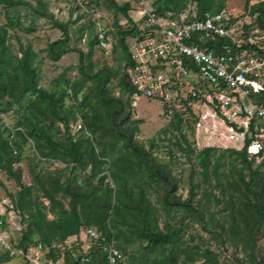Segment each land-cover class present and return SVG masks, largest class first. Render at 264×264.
Masks as SVG:
<instances>
[{
    "label": "rangeland",
    "instance_id": "374dc122",
    "mask_svg": "<svg viewBox=\"0 0 264 264\" xmlns=\"http://www.w3.org/2000/svg\"><path fill=\"white\" fill-rule=\"evenodd\" d=\"M18 1H21V4L15 7L0 5V27L6 26L9 21L17 23L14 28L8 30L6 43L18 58L21 57L20 45L30 47L35 54L33 67L38 74L40 88L50 93L59 92L63 83L79 80L81 78L79 73L81 55L83 68L87 74L110 72V80L106 84L107 90L112 96L128 102L130 105L126 107V111L130 112L129 121L139 122L137 125L139 131L133 134L127 151L130 153L136 151L134 161L143 162L148 167L146 176L140 174L143 177L141 185L148 202L154 208L157 228L161 232L166 230V226L182 231L176 238V243L167 245L163 250L156 249L144 253L143 248L147 246V242L135 240L127 250L126 264L130 262L155 264L173 252L178 256L177 264H205L203 255L207 250L212 254L213 260L219 264H264V229L260 221L252 227L249 238H246L243 230L244 219L240 218L236 210L230 206L231 200L236 205L243 200L244 193L240 177L243 176L246 181L249 180L248 171L239 159L228 152L215 151L210 157L209 170L204 173L199 164L195 162L193 154L186 153L179 148L178 144H182L180 131L168 128V123L172 118L165 116L162 104L159 101L145 99L141 95L132 94L129 97L124 92L122 81H126H124L123 73L127 75L130 84V80L132 82L136 80L132 65L124 67L125 55L118 42L119 29L130 30V25L120 12L110 7L108 0H92L93 12L81 0ZM114 1L119 6L128 3L130 6L128 14L132 15L133 19L141 13L136 10L137 0ZM261 1L264 0H250L247 4L245 0L225 1L223 10L236 21L231 28L236 44H241L243 36L248 34L251 41L260 42L264 46V30L256 20L257 15H251L249 11L252 6ZM151 2V0L146 2L149 10L152 9ZM190 8L191 6L187 10ZM60 25L66 27V40L62 35ZM101 30L108 32L104 48H98L96 43L91 44ZM137 37L126 38L125 44H127L128 52L129 47L130 51H133L132 43ZM57 41H61V44L55 48V51L65 49L67 53L57 60H52L50 47ZM90 84V82L85 83L86 86ZM84 92L85 90L79 93V101ZM67 93L63 105L69 112L73 109V100L69 95V90ZM16 107L14 105L12 109L0 114L2 138L19 146L17 154L12 153L18 160L12 165L13 171L21 172V179L18 182L0 171V215L3 216L4 222V226L0 228V238L4 244L0 243V257L4 256L3 254L7 251L10 253L0 264H73L89 250V230L95 232L94 229L89 227L81 234L77 231L76 235L69 236L64 242L53 244L52 248L56 250L57 257V260L53 261L47 255L45 258V253L37 252L38 237L36 235L31 236V244L19 247L30 219L25 211L24 216L15 209L20 203L19 198H24V201L30 198L32 203L42 204L47 220H52L60 215V211L57 204L54 205L53 214L48 211L49 202L42 194L37 180L45 184L47 179L52 177L62 186H69L72 189L89 188L90 184L98 186L99 182L91 177L90 168L85 172L79 170L72 172L70 167L67 168L56 160L40 158L31 140L21 143L16 133L22 132L24 128L19 114L14 112ZM179 112H182L180 116L183 120L180 123L182 133L185 134L191 148H195L196 151L201 150V147L210 141L206 138L202 141L201 137L197 140L192 115L188 112ZM78 118L75 121L72 120L74 118L70 119L67 132L61 123L52 119L42 121L40 127H43L53 140H64L68 133L75 140H82L87 144L92 136L85 133L82 128L79 129L81 123ZM120 123L119 129L123 131L129 124L122 123L121 119ZM185 123H188V126ZM97 137L99 138L100 134ZM110 140L108 136L102 139V144L106 143V149H104L108 160L109 156L113 158L117 156L116 150L124 143L123 140H119L116 144L117 149L111 151V147L108 146ZM95 147L96 150L100 149L97 145ZM229 150L237 151L233 148ZM257 164V162L253 163V165ZM154 168L162 172V177L156 174ZM103 174L106 176L105 182L114 188L113 182L116 175L110 165L104 167ZM235 182L240 191L235 190L236 187L233 185ZM25 188L30 189L29 195L25 193ZM167 191L170 192L167 198L169 203L189 202L194 210L166 205L164 195ZM57 199L64 209H69V196L58 193ZM195 209L202 214L201 219ZM245 218L249 224L251 219ZM254 228L259 229L255 232ZM2 246H9V248L3 250ZM68 255L72 257V261L67 260ZM187 256L194 260H189Z\"/></svg>",
    "mask_w": 264,
    "mask_h": 264
},
{
    "label": "trees",
    "instance_id": "16d2710c",
    "mask_svg": "<svg viewBox=\"0 0 264 264\" xmlns=\"http://www.w3.org/2000/svg\"><path fill=\"white\" fill-rule=\"evenodd\" d=\"M108 1L110 7L119 11L130 25V30L123 31L119 29L118 31V42L125 55L124 67H128L132 65V60L125 41L127 37L138 36L140 30L138 24L128 14L130 10L128 3L119 6L114 0ZM225 1L152 0L151 7L158 16H169L179 21L178 18L184 13L183 19L189 21L195 18L201 19L206 13H219L223 10ZM245 1L247 4L250 0ZM18 4H21V1L0 0V5L5 7H15ZM190 6L191 8L187 10ZM249 11L251 15H257L256 20L261 29L264 30V1L252 6ZM235 22L231 16H228L227 28H232ZM16 24V22L9 21L6 26L0 27V114L16 105L17 109L14 112L19 114L24 128L22 132L16 133L21 143H27L28 140H31L40 158L56 160L67 168L70 167L72 172L77 170L85 172L90 168L91 177L99 182L98 186L90 184L89 188L72 189L69 186H62L52 177H49L45 184L37 180L42 194L49 202L50 208L48 211L53 214L54 205L57 204L60 215L55 219L47 220L43 211L45 208L42 204L32 203L30 198H27V201H24V198H19L20 203H18L15 210L20 214L25 211L30 219L19 247L31 244V236L36 235L38 237L36 244L42 246L41 252L45 253L44 257L48 256L49 259L56 261V250L52 248V245L61 243L67 237L76 234L80 226L81 228L86 226L94 229L99 238H89V250L73 264H107L105 249L111 241L115 242L124 255L122 264H126L127 250L135 240H145L147 242V246L143 248L144 253L156 249L163 250L167 245H174L182 230H174L166 226V230L161 232L157 228L158 223L154 208L148 202L144 188L141 185L142 176H146L148 167L143 162L136 163L134 161L136 151L132 153L127 151L133 134L139 131L137 126L139 122H130V112L126 111V107H129L130 104L112 96L107 90L106 84L110 80V72L87 74L84 71L83 58L80 55L79 73L81 78L79 80L63 83L59 92L50 93L40 88L38 74L35 67H33L35 54L30 47L20 45L21 57L18 58L11 52L6 43L8 30L14 28ZM60 28L66 40V27L60 25ZM205 42L206 46L220 52L226 46L230 47L232 51L240 52L245 49L249 52H261L256 44L249 43L248 34L243 36V44L240 47L232 44L231 39L224 40L210 37ZM95 43L96 40L91 42L92 45ZM256 43L262 46L260 42ZM59 44H61V41L51 44L50 55L52 60H57L67 53L65 49L55 51ZM123 74L126 82L122 81V87L130 97L135 93V88L129 83L125 72ZM86 82H90V86H86ZM66 86L67 88H64ZM68 90L73 100V109L69 112L65 110L63 105ZM84 90L85 92L79 101L78 95ZM255 100L259 102L264 100V91ZM77 118L83 131L92 136L87 144L83 143L82 140H75L68 133H66L67 136L64 140H53L47 135L46 130L40 127L42 121L52 119L61 123L65 132H67L70 119L75 121ZM120 119L122 123H129L124 131L119 129ZM182 121L180 114L174 113L173 118L168 123V128L180 131L182 144H178L179 148L186 153L191 152L195 162L199 164L204 173L209 170L210 157L215 151H225L239 159L242 166L248 171L249 180L246 181L245 177H240V184L244 193L243 200L239 201L238 205L231 200L230 206L233 210H236L240 218L244 219L245 227L243 230L246 238H249L250 231L257 222L260 221L264 229V163L253 165V160L248 159L246 148L240 151L214 148H204L196 151L195 148H191V144L188 143L185 134L182 133L180 124ZM1 122L2 119L0 118V124ZM185 125L188 126V123H185ZM9 134L11 133L9 132ZM98 134H100L99 138L97 137ZM107 136L111 139L108 141L111 151L117 149L116 144L119 140L124 141L123 145L116 150L117 156L115 158L109 156V160L105 153L106 143L102 144V139ZM96 145L99 146V150H96ZM17 151H19V146L3 139L0 134V171L5 172L8 178H14L19 182L21 172L19 170L13 171L12 168V165L18 161L12 153L17 154ZM107 165L111 166L116 175L113 182L114 188H111L105 182L106 176L102 175L103 169ZM108 168L110 169V167ZM154 171L162 177V172L158 169L155 170V168ZM233 185L236 187V191H240L237 182ZM24 191L27 195L30 194L29 188H25ZM58 193L69 196L68 210L60 205L57 199ZM169 193L167 191L164 195L166 205L194 210L189 202L169 203L167 201ZM195 212L201 219L202 214L199 210L195 209ZM245 217L251 219L249 224ZM254 229L257 232L259 228ZM3 255L0 257V263L10 253L6 252ZM211 255L207 250L203 255L205 258L203 263L219 264L216 260H213ZM187 257L191 261L194 260V258ZM67 260L72 261V257L68 255ZM177 262L178 256L173 252L168 256H164L155 264H177ZM130 264L135 263L130 262Z\"/></svg>",
    "mask_w": 264,
    "mask_h": 264
},
{
    "label": "built area",
    "instance_id": "2783aa9c",
    "mask_svg": "<svg viewBox=\"0 0 264 264\" xmlns=\"http://www.w3.org/2000/svg\"><path fill=\"white\" fill-rule=\"evenodd\" d=\"M81 1L93 12L92 0ZM146 2L136 1V10L141 13L132 18L140 30L132 52L129 47L136 80H130L134 94L159 101L167 118H173L174 113L181 116L179 111L192 115L196 139L210 141L202 149L246 148L249 160L264 163V100H255L264 91V46L249 39L261 52L232 51L228 46L216 51L206 46L207 38L231 39L236 47L243 44H236L233 30L227 28L229 15L225 10L189 21L181 15L177 21L158 16ZM99 35L94 37L95 45L104 48L108 32L101 30ZM2 217L0 228L4 226ZM84 229L89 227L80 226L78 232ZM89 231L90 238H99ZM0 243L4 245L2 238ZM41 250L38 244L37 252ZM105 250L107 264H122L124 255L114 241Z\"/></svg>",
    "mask_w": 264,
    "mask_h": 264
}]
</instances>
